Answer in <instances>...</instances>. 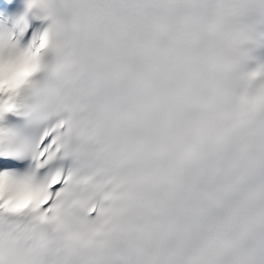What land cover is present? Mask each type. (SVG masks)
<instances>
[{
	"label": "snow or ice",
	"instance_id": "obj_1",
	"mask_svg": "<svg viewBox=\"0 0 264 264\" xmlns=\"http://www.w3.org/2000/svg\"><path fill=\"white\" fill-rule=\"evenodd\" d=\"M0 264H264V0H0Z\"/></svg>",
	"mask_w": 264,
	"mask_h": 264
}]
</instances>
